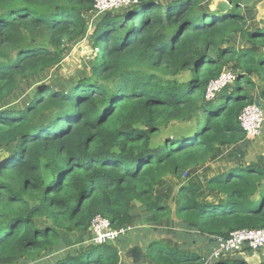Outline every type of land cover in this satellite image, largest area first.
<instances>
[{"label": "trees", "instance_id": "obj_1", "mask_svg": "<svg viewBox=\"0 0 264 264\" xmlns=\"http://www.w3.org/2000/svg\"><path fill=\"white\" fill-rule=\"evenodd\" d=\"M131 1L94 25L88 76L68 90L38 82L21 107L13 102L21 86L60 65L67 46L85 37L94 0H0V264L40 260L64 247V234L90 232L97 216L115 230L135 226L136 206L169 222L171 208L157 200L165 180L183 179L246 139L239 116L264 101V21L251 27L243 12L257 0H222L225 13L209 0ZM236 36L240 50L230 45ZM227 69L236 82L207 98ZM206 188L223 199L203 202L198 190L180 188L183 231L215 247L264 228V166L231 167ZM144 256L145 264L209 257L165 240L150 241ZM49 264L124 262L113 244L92 243Z\"/></svg>", "mask_w": 264, "mask_h": 264}, {"label": "crops", "instance_id": "obj_2", "mask_svg": "<svg viewBox=\"0 0 264 264\" xmlns=\"http://www.w3.org/2000/svg\"><path fill=\"white\" fill-rule=\"evenodd\" d=\"M252 15L253 14L249 15V18L246 13L249 26L251 27L254 26L256 22L262 21L258 16H256V19H252ZM257 102L264 109V101L258 98ZM236 166H264V127L260 137L246 138L242 143L236 146L219 151L211 162L201 168L187 172L183 179L177 180L168 177L164 184L158 189L157 200L171 208L172 216L169 222L156 221L145 213L143 208L136 206L134 207L133 214L134 221L138 222L134 224L138 228L137 233H131L113 245L119 249L120 254H130V256L132 253H140V249H142V254H144V249H146L147 244L152 240H165L169 244L185 252H196L204 256L210 253V251H213L216 247H213V239L196 236L195 233L193 234L190 231H183L178 224L179 221L175 216L177 195L180 188L187 185L199 191L203 202L222 200V195L209 193L206 188V181L213 176L225 175L231 167ZM200 184L204 185V187ZM169 197H171L170 200L168 199ZM141 220H143V222H141ZM83 236L87 237L88 241L92 243V235L90 232L83 234ZM133 238H136L135 242L132 240ZM204 245L207 246L204 247ZM128 249H132L133 252L127 251ZM208 249H210L209 252L207 251ZM234 257L236 258L233 259ZM237 258H241L247 264L255 260L258 264H263L264 249L259 253L245 250L242 253L228 258V260H236Z\"/></svg>", "mask_w": 264, "mask_h": 264}, {"label": "built area", "instance_id": "obj_3", "mask_svg": "<svg viewBox=\"0 0 264 264\" xmlns=\"http://www.w3.org/2000/svg\"><path fill=\"white\" fill-rule=\"evenodd\" d=\"M131 0H94L91 17H100L109 12L122 10L136 4ZM236 82L234 71L227 69L207 90V98L215 99L226 89ZM239 123L246 134V138L260 137L264 127V109L256 104L244 108L239 116ZM136 226L123 227L115 230L111 223L100 216H97L89 229L92 235V243L95 245L114 244L120 239L134 233ZM264 249V228L250 229L235 232L228 240L218 239L217 245L208 257L206 264H212L216 260L226 259L249 250L259 252Z\"/></svg>", "mask_w": 264, "mask_h": 264}, {"label": "rangeland", "instance_id": "obj_4", "mask_svg": "<svg viewBox=\"0 0 264 264\" xmlns=\"http://www.w3.org/2000/svg\"><path fill=\"white\" fill-rule=\"evenodd\" d=\"M219 1L222 0H209L208 3H213L214 6L219 7ZM256 11L258 18L264 21V0H257L256 2H254V4H250L249 6L245 7V9H243V12H245V14L247 13V16L249 18V15L256 14ZM102 16L97 18L88 16L89 24L85 37L78 42L67 46L66 57L60 65L50 70L42 77H36L25 82L21 86L20 90L16 92V99L13 102L21 107L25 106L29 101L32 100L38 82L49 84L58 90H68L72 86V84L75 83L74 81H76L77 78L88 76L91 73L92 62L96 55V51L93 49L90 43V35L93 32L94 25L101 19ZM230 45L240 50L243 47V40L239 36H236L230 42ZM180 127H182V125L178 126V128ZM201 186L204 187V185ZM170 198L171 197H169L168 199L170 200ZM141 222H143V220H141ZM136 223L138 222L136 221ZM134 233H137V230ZM132 240L135 242L136 238H133ZM63 244L64 247H62L60 250L52 249L49 255H46L40 260L31 262L29 264H49L53 261L54 257H57L59 255H65L70 252H75L76 254L81 253L92 243L89 242L87 237L85 236H80L78 234H64ZM206 246L207 245H204V247ZM209 250L210 249H208L207 251L209 252ZM127 251H131V253L133 252L132 249H128ZM211 252L212 250L210 251V253ZM210 253L205 254V256L208 257ZM141 254L142 249H140V253L138 254L132 253V255L130 256V254L125 255L124 253H121V256L124 264H145V262L141 258ZM235 258L236 257H234L233 259ZM222 260L227 259L226 257H224ZM249 264H258V262H256V260L253 262L250 261Z\"/></svg>", "mask_w": 264, "mask_h": 264}, {"label": "water", "instance_id": "obj_5", "mask_svg": "<svg viewBox=\"0 0 264 264\" xmlns=\"http://www.w3.org/2000/svg\"><path fill=\"white\" fill-rule=\"evenodd\" d=\"M218 8L220 9V11H221L222 13H225L226 9L229 8V5H228L225 1H221V2H220V5H219ZM256 105H257V106H260V104H259L258 102H256ZM260 107H261V106H260ZM141 258H142V260L145 262V256H144V254H141Z\"/></svg>", "mask_w": 264, "mask_h": 264}]
</instances>
